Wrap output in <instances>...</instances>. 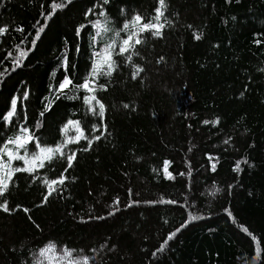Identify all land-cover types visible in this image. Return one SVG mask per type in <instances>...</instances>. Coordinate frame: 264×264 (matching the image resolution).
Listing matches in <instances>:
<instances>
[{
  "label": "trees",
  "instance_id": "1",
  "mask_svg": "<svg viewBox=\"0 0 264 264\" xmlns=\"http://www.w3.org/2000/svg\"><path fill=\"white\" fill-rule=\"evenodd\" d=\"M56 3L65 6L53 12ZM165 3L156 21L158 0H0V149L55 148L77 135L61 131L68 121L87 137L14 174L0 196V264H264V0ZM97 20L108 29L99 36ZM144 23L163 24L161 35L139 32ZM113 42L111 75L104 65L93 76ZM28 135L25 148L8 143ZM61 174L44 202L45 180Z\"/></svg>",
  "mask_w": 264,
  "mask_h": 264
},
{
  "label": "snow or ice",
  "instance_id": "2",
  "mask_svg": "<svg viewBox=\"0 0 264 264\" xmlns=\"http://www.w3.org/2000/svg\"><path fill=\"white\" fill-rule=\"evenodd\" d=\"M69 2H70V0H69ZM158 2H159V7H157L155 9L156 16L154 17V19L156 21H159L160 18L164 15V12L162 11V9H164L166 7L165 0H158ZM105 3H107V0H105ZM64 6H65L64 3L54 4L53 5V12H55L56 9L63 8ZM99 15L105 16V13L103 11H101L99 13ZM141 19L142 18L140 16L134 17L133 21L131 22V26L136 27V25L138 24V22L141 21ZM92 26H93V28L97 29V33H96L97 36H99L102 31H108V29L106 27H104V25L102 24V22L100 20H97L95 23H93ZM129 27H130L129 23H125L123 26L124 30L129 29ZM163 27H164V25L159 24V23H155V24L154 23H144V24H142V26H140L139 32L151 31V35L160 36L161 35L160 29H162ZM20 30L22 31V29H20ZM5 31H6L5 28H0V35H3ZM42 31H43V28H40L37 31V38L39 37V33ZM139 32L133 31L128 36L127 39H124L122 41V43L120 44V54H123L124 52L128 51L129 48L134 47V45L132 44V40H133L134 36L139 35ZM118 34L119 33H117V35ZM199 38H200L199 36H196V39H199ZM141 42L142 41L138 38L135 40V44H140ZM33 44H35V40H33ZM114 47H116L115 42L108 45L103 50L102 53H97V55L100 57V59L97 62L93 63V66H92V75L93 76L100 73L104 65H107L108 71L103 73V74L109 75V76L111 75L112 70L114 69V65H115V62L111 58L112 57L111 49ZM9 55H11V53H9ZM26 55H27L26 52L21 51L19 56H17L16 60L14 61V64L17 67L20 66L22 58L25 57ZM128 59L131 60V57L129 56ZM140 71H142V69L137 68L136 73H134V75H133L134 79ZM70 85H72V81L66 76L64 78V80L60 83L57 91L63 92L65 89L69 88ZM79 87L87 89L89 92L94 91V89L89 87L88 81H85ZM25 96H27V94H25ZM93 101H95V103L99 106V111L94 113V114L98 115L101 118V121H103V117L105 114L104 104L101 103L94 95H89V96L84 97V102L86 105H89L90 111H93V109L91 107ZM16 104H17V101L15 99H13L12 105H11V110L4 117L5 120H10V118L15 114ZM124 107L127 108L128 105L125 104ZM46 110H47V106H46ZM205 123H208V122L205 121ZM212 123L216 124V123H218V120L213 121ZM70 127H75V130L77 133L76 136L69 137V138L65 139L61 144H58L55 148L41 147L38 154L33 153L30 157L21 156L17 152H13L11 149L7 148V146H5L3 149H0V152H3V154L8 157V160L6 162L2 159V157H0V196H3L4 193L8 191L9 183L12 181V177L14 176L15 173L28 172L31 174L32 172L36 171L38 168H43L45 166L46 162H51L55 158V155L57 153H59L61 156H63L64 155L63 148L66 147L69 143H78L81 139H87V137L84 136L83 131L80 129L78 122L68 121V123L64 126V128L61 131L64 133H67V131L69 130ZM96 130H97V128L94 125L93 131H96ZM23 131L27 132V129H24ZM101 135H103V133H101ZM31 139H32V137L30 135H28V136H16L15 139H10L8 141V143L15 144L18 149L19 148H25L26 144ZM94 139L99 140L100 136H96V137H94ZM88 145H89V147H91L92 139H88ZM38 147H39V145H38ZM84 150L87 151L88 149L86 148ZM74 159H75V153L67 156V168L65 169V171H67L68 168L72 167ZM13 160H23L25 166L22 168L21 167H15L14 168L12 166ZM169 163H170L169 161H164L163 171L165 174V178L171 179L172 176L168 172ZM212 167H213V170H215L214 164ZM235 170H239V164H237ZM64 182H65V177L63 176V174H61V177L58 180H51V181L45 180V184L48 188V193H47V195L44 196V202H47L48 197L51 196L54 191H56V188L54 186L57 184L62 185ZM117 203H118V201H117ZM160 203H174V202L161 200ZM129 206H131V205H129ZM0 209H2L5 212L9 211L8 206H7V202L0 205ZM25 211H27V210H25ZM111 214L112 213H109V215H111ZM229 215H231V213H229ZM100 218L102 219L103 217H100ZM192 219H196V217L190 216L189 220H192ZM177 231H179V229ZM172 235H175V233L171 234L169 236V239L172 238ZM54 247H55L54 245H49L45 249H41L40 250V256L44 257L47 253L52 252ZM64 255L70 257L71 252L68 250H65ZM70 264H71V262H70ZM84 264H88L87 258L84 259Z\"/></svg>",
  "mask_w": 264,
  "mask_h": 264
},
{
  "label": "rangeland",
  "instance_id": "3",
  "mask_svg": "<svg viewBox=\"0 0 264 264\" xmlns=\"http://www.w3.org/2000/svg\"><path fill=\"white\" fill-rule=\"evenodd\" d=\"M70 129H75V127H70ZM40 151V150H39ZM39 153V152H38ZM8 160V159H7ZM7 160H5V162L7 161ZM22 166L24 167L25 165H24V161L22 160ZM12 166L14 167V165H13V161H12Z\"/></svg>",
  "mask_w": 264,
  "mask_h": 264
}]
</instances>
